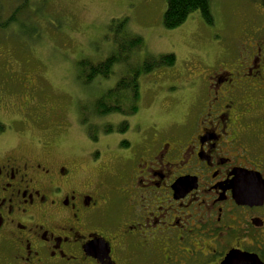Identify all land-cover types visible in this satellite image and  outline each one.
<instances>
[{"label": "flooded vegetation", "instance_id": "flooded-vegetation-1", "mask_svg": "<svg viewBox=\"0 0 264 264\" xmlns=\"http://www.w3.org/2000/svg\"><path fill=\"white\" fill-rule=\"evenodd\" d=\"M262 31L199 62L184 120L136 126L118 174L84 176L75 158H45L46 142L26 156L0 148V264H222L233 251L264 264Z\"/></svg>", "mask_w": 264, "mask_h": 264}, {"label": "rangeland", "instance_id": "rangeland-1", "mask_svg": "<svg viewBox=\"0 0 264 264\" xmlns=\"http://www.w3.org/2000/svg\"><path fill=\"white\" fill-rule=\"evenodd\" d=\"M166 1L0 0L1 22L24 3L15 24L0 28V92L9 91L0 100V123L6 131L0 148L26 156L39 152L46 142L45 158H75L84 176L95 177L102 170L118 174L126 155L120 142L135 143L136 126L168 132L184 120L198 91L194 76L204 68L199 62L233 51L244 34L261 35L264 30L261 0H209L212 25L195 11L171 30L163 27ZM121 18L127 19L128 31L143 41L128 62L140 64L165 54H173L176 62L140 76L136 115L95 117L93 102L114 87L126 67L114 65L109 77L85 84L79 75L88 71L82 72L78 62L102 61L113 53L115 32L109 28H117ZM22 79L33 85L30 101ZM22 102H29L25 110L20 108ZM82 116L91 118L89 124L99 138L95 145L80 124ZM125 121L129 125L125 133L103 132L106 126L116 128ZM98 153L101 165L92 162Z\"/></svg>", "mask_w": 264, "mask_h": 264}, {"label": "trees", "instance_id": "trees-1", "mask_svg": "<svg viewBox=\"0 0 264 264\" xmlns=\"http://www.w3.org/2000/svg\"><path fill=\"white\" fill-rule=\"evenodd\" d=\"M24 3L17 7L12 16L6 22L0 21V28H6L15 24L17 16L23 11ZM198 11L201 18L208 25L213 24V17L210 10L209 0H167L166 9L163 13V27L167 30L175 29L182 25L188 16ZM119 27V30H117ZM115 32L113 42L115 49L113 53L102 61L90 62L89 60H80L78 67L82 72L88 71L87 75L79 78L84 83H90L96 77L107 78L112 73L114 65H123L126 71L120 74L113 88L106 90L97 98L92 105L93 116L104 117L110 114L132 115L138 109L139 101V79L142 74H148L153 69L161 67H172L176 58L173 54H165L158 58H146L140 64L128 62L135 51H138L143 45L142 38L131 34L127 29V19L121 18L117 23V28L110 29ZM83 124L89 125V116H85ZM92 122V121H91ZM92 125V124H91ZM4 128L0 124V131ZM113 126H106L103 129L105 133H112ZM116 132H124L128 128V123L124 122L116 127Z\"/></svg>", "mask_w": 264, "mask_h": 264}, {"label": "water", "instance_id": "water-1", "mask_svg": "<svg viewBox=\"0 0 264 264\" xmlns=\"http://www.w3.org/2000/svg\"><path fill=\"white\" fill-rule=\"evenodd\" d=\"M262 5L264 8V0H262ZM222 264H263L257 256L250 255L247 253H242L239 251L231 252Z\"/></svg>", "mask_w": 264, "mask_h": 264}]
</instances>
